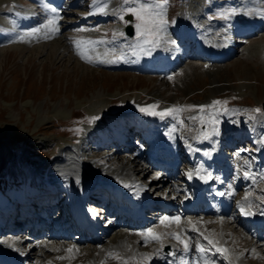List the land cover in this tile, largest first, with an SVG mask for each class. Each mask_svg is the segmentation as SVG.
Here are the masks:
<instances>
[{
	"label": "rangeland",
	"instance_id": "1",
	"mask_svg": "<svg viewBox=\"0 0 264 264\" xmlns=\"http://www.w3.org/2000/svg\"><path fill=\"white\" fill-rule=\"evenodd\" d=\"M11 1L19 8L35 9L41 22L26 30L21 29L22 31H18L19 33H15L16 35L11 33L8 38H0V202L21 203L23 195L20 197L14 195L21 194L24 188H30L31 195L34 196L30 200L26 199L24 207L33 210L34 216L26 209L22 212V209H18V204L14 206V211L12 209L13 204L10 205L8 216L0 215V232H2L0 242L9 239L11 235H15L18 239L21 236L29 235L33 231L29 232L30 223L38 218L43 223L42 226L41 223L37 225L41 228L39 231L31 233V236H34L39 232L35 236V243L55 242L64 245L70 243L73 238L80 239L81 235L78 232L74 234L73 230L71 231L65 225L68 221V217L66 218L67 209L61 207L54 211V207L51 206L50 208L53 210H48L47 219L46 211H43L45 203L43 205L41 203L45 200L48 204L46 199L48 193L43 195L36 193L35 187L42 185L33 181L34 174H38L42 167L46 165L58 166L63 159L71 161V165H84V169L91 173H98L106 178L112 177L116 182H132L137 185L139 190L146 187V192L151 195L150 199L156 201L158 198L160 203L165 205H169L173 198L176 199V201L171 202L172 205L165 206L171 208L169 212L163 213L157 210V206L153 204L144 213L148 222L143 221L140 226H132L126 214L117 216L118 211L113 208L115 204L111 202L110 194L106 188H99V185L96 184L92 188H86L84 191L86 194L89 192L90 194L87 196L86 203L88 205L85 208L95 210L96 215L101 213L99 216L103 219V225L101 224L97 230L98 239H96L100 240L97 241L98 246L96 243L86 242L92 239L86 234V241L81 238V241L77 242L80 248L107 247L112 242L120 241L123 233L130 239H134L138 236L136 233L161 226V217H175L181 207L182 198L186 196L182 180L188 167V158L184 156V143L180 141L182 131L186 133L211 131V139H213L214 132L212 130L215 128L216 135L226 142L223 147H229L233 142L232 148L223 150L227 156V164H231L235 168L242 162L246 163L256 178V183L251 188L255 195L251 198V205L255 207L259 204L260 199L258 197L264 196V180L260 179V176L264 175V159L259 155L256 142L264 138V121L260 118L264 116V113L262 111L256 113L253 109L260 108L264 102V60L262 64L258 62L264 56V44L252 42L264 39V25L250 38H236L238 44L236 43L235 54L233 53L225 61L200 63L205 70L215 72V81L208 75L198 77L193 73L192 67L199 66L194 58L198 50L195 46L190 47L189 43L181 41L176 30L183 18L188 22H195V25L205 21L207 25L196 27L195 34L190 31L189 34L210 42L211 37L208 35L214 33L215 30L223 29V20L229 24L242 22L241 17H239L238 22L235 17L238 11L243 8L244 0H168L166 14L169 21L168 27L162 34L158 47L145 46V48L151 49L150 52L135 47L136 20L134 16L127 14L125 15L127 23L121 21L118 17L122 7L119 8L117 17L101 16L97 22L94 19L95 13L89 14L93 0H62L61 5H59L61 9L59 12L66 11L69 16L61 15L62 18H59L56 25L59 26V34L56 35L49 30L40 29L39 32L29 36L27 33L31 32L32 29L41 28V25L47 22L43 16L44 11L38 4L39 1L45 0ZM110 1L113 4H122V0ZM250 1L258 6H264V0ZM195 6L204 9L205 13L201 15L198 8H194ZM123 7H127V5ZM5 8L6 1L0 0V32H4L9 25ZM231 10L237 14L229 19L220 16V13ZM75 20H80L81 23L78 26H69ZM220 20L222 21L220 22ZM127 24L133 27V37L128 39L117 36L114 39L113 33L122 32V28ZM261 24H264V18L261 19ZM81 28L87 30L77 31ZM78 39L104 40L106 42L87 46L86 55L90 56L93 61L88 63L77 54L74 41ZM49 43L58 45L57 47L62 48L64 52L66 51L67 55L54 54L50 56L51 54H48V50H46V45ZM247 43L252 44L248 46ZM11 44L13 48L2 53L1 49L10 47ZM42 47L45 48V51L39 53ZM89 49L94 53H89ZM155 50H167L170 57L175 51L181 62L169 69L163 62L152 63L151 57ZM107 51L114 56L115 63H121L122 60L127 67L116 70L108 69L101 63L97 64L94 55H104ZM137 58L149 60L151 64H147L145 68H140L136 66L135 60ZM190 72H192V77L188 74ZM98 94H104L106 100L99 104L90 105L88 100ZM110 95L111 97H109ZM123 96L127 99H123ZM213 101L226 103L213 105ZM152 104L158 106L155 109L157 112H165L172 108L191 110L165 115L163 118L139 111L141 107ZM201 108L204 109L203 112L200 111ZM92 117H98V119L91 121ZM138 117L162 120L163 124L158 128L160 129L158 132L171 135L174 144L177 146L176 155L185 158L177 173L171 174V170H167L169 165L167 168H158L147 163L146 153L147 146H149L147 143L155 141L156 137L153 135L152 125L139 126L136 124ZM193 117L197 119H193ZM199 117H203V124L198 119ZM212 121L215 123L213 124ZM105 123H110L106 129L105 126H102ZM120 124L123 127L127 126L124 128V132L130 131L129 137H126L127 145L120 147V152H118L115 141L117 128L121 127ZM237 128L241 130L240 137L246 139L240 140L239 144L235 142L237 139L235 136L237 130L235 129ZM105 132L108 133L104 135ZM103 139H113L112 145L109 144L107 148H101ZM214 141H216L215 138ZM14 160L22 161L24 168L13 173L10 171V164ZM3 161L6 165L1 168ZM131 161H134L135 165L131 164ZM125 164L128 167L131 166L132 173L123 169ZM144 168H148L146 173L142 172ZM16 174L18 177L14 180L11 179ZM157 174H159V178L163 179V186L155 179ZM227 175L224 182L225 186H233L238 190L237 195L241 194L243 188L238 182L237 175L232 171L228 172ZM97 183L100 184V180H97ZM157 185L162 186L161 191L157 190L153 193L156 190L154 187ZM48 186L51 190L57 187L63 189L56 181L51 182ZM52 192L56 207L64 198V194L61 189ZM160 194L161 196L158 197ZM1 203L0 205H2ZM17 210H20V213H17ZM107 212L108 214H105ZM62 213H64L63 217H61ZM17 216H21L22 219ZM14 217L29 223V227L26 226L27 229L25 227L12 229L10 222H13ZM26 218H29L28 221ZM226 219L229 221V229L237 235L234 248L238 251L246 250L244 261L250 264H262L259 261L253 262L248 255L249 249L260 243L259 239H251L249 246L246 245L245 239H242L244 238L243 233L251 230V234L254 232L253 229L246 227V230L239 224L238 213H228ZM233 220H236V223L232 224ZM238 225L239 227H237ZM4 227L14 230V233L5 234ZM102 230L104 232L99 237ZM241 230H245V232L243 231L241 234ZM261 234L264 236V229ZM255 235L259 234L255 232ZM59 236L60 238H58ZM200 238L198 235H193L191 241L204 249L203 253L211 258V262L226 264L224 257L213 254V250H208L207 244L203 243V239ZM261 242L264 243L263 240ZM152 244L153 242L147 245L144 241L139 242L137 248L139 251H148ZM29 246L30 242H24L20 246V251L26 253ZM63 247L52 255V252L37 246L31 252L32 255L26 264H45L47 259L51 257H57L58 263H65L64 259H58V257L66 254ZM115 252L121 256L119 251ZM87 255H91V253L89 252ZM87 255L82 253L78 258L70 260L68 263L87 264ZM202 255V253L193 250L190 253L191 264H198L197 258ZM262 256L264 258V252H262ZM154 260L156 261L153 264H164L160 254ZM101 262L103 264H120L119 260L108 256Z\"/></svg>",
	"mask_w": 264,
	"mask_h": 264
},
{
	"label": "bare ground",
	"instance_id": "2",
	"mask_svg": "<svg viewBox=\"0 0 264 264\" xmlns=\"http://www.w3.org/2000/svg\"><path fill=\"white\" fill-rule=\"evenodd\" d=\"M4 1H6L5 15L7 16V20L9 21V25L5 29L4 32H0V38H8L11 33H14V34L19 33L18 31H22L21 29L26 30L27 28H30L34 24H38L39 22H41V19H40V17H38V15H37L38 13L36 12L35 9H33V8H30V9L19 8V6L14 5V3H12L11 0H4ZM61 2H62V0H45V1H39L38 2V4L40 5L39 7H42V9L44 11L43 16L45 17V19L48 20L49 18H52L54 15L53 13L46 12L44 10L43 5H45V4L51 8H55L56 9L55 15H57L59 18H62L61 15L69 16V14L66 11L65 12H59V9H60L59 5H61ZM104 2H105V0H98V3L96 5H93V2L91 3L92 5H90L91 6L90 11L95 13L94 19L99 20V18L101 16H105L107 18H115L119 14V8L124 6L122 4H113L110 0H106L108 7H107L105 13L101 14V13L97 12V8L102 6ZM194 8H198V7L195 6ZM256 9L264 10V6H262V5L258 6V5H256V3H254L250 0H244L243 1V8L238 11L237 16L235 17L237 22L240 19L239 17H241L242 22L240 24L235 23L233 25L236 28V31L238 32V34H233L232 27L230 28V24L226 20H223V21L220 20V22L222 21V23H223L222 25L224 26V28L220 29V30H215L214 33L213 32L211 33L210 31H208L211 33L209 35L207 34L208 37H211V41L207 42V41L202 39V47H204L206 49L213 50L214 54H218L219 52H221L223 50H227V51L230 50L231 51L230 55H228L227 58H224L223 61L228 59L231 55H233L235 47L238 44L236 38H238V37L243 38V39H245L246 37L250 38L259 29L263 28L264 24H261L262 18L259 15L255 14L254 10H256ZM249 10H253V14L245 15V12H247ZM198 11L201 15H203L205 13L204 9L198 8ZM58 22H59V19H58ZM80 23H81L80 20H75L73 23L69 24V26H71V27L78 26ZM194 23L191 21L188 22L187 20H185L183 18L179 24L178 29L176 28V30L178 33H182V34L186 35V33L189 31L191 33H194L196 27H202V26L207 25V22H205V21H203L201 23L199 22L196 25ZM57 27L59 28V26H57ZM40 29H45V28L41 27ZM59 32H60V29L58 32H54V33L56 35H58ZM252 43L262 45V44H264V39H260L259 41H254ZM252 43H247V45L250 46ZM16 46H18V45H16ZM46 46H47L46 50H48V54L49 53L51 54L50 56H52L54 54H56V55L66 54L67 55L66 51L64 52V50L62 48L57 47L58 45H54L53 43H49ZM11 48H13L12 44L10 47L2 48L1 51L3 53V51H5L7 49H11ZM44 51H45V48L42 47L39 53L44 52ZM168 52L169 51H167V50H164V51L155 50L152 53V57H151L152 63H154L155 61H160V62L162 61L168 69L171 67H175L179 63L178 62L177 64H175V62L178 60V57H176L177 54L174 53L175 52L174 51L172 57H170ZM89 53L93 54L94 51L91 52V49H89ZM107 53H108V51H107ZM94 56L96 58L95 62L97 64L100 63V62H98L99 60L114 61L113 60L114 56L110 53H108L107 56H105L103 54H101V55L98 54V55H94ZM194 58H195L196 63L197 64L199 63L200 67L197 65L193 66L192 67L194 69L193 73L196 74V76H198V77L208 75L215 81V72L214 71L210 72L208 70H205L203 68L204 66L202 67V65L200 63H202V64L207 63V62H217L218 63V60L206 59L201 54L195 55ZM263 60H264V56H262L260 58V60L258 61L259 64H262ZM135 62L137 64L136 66H138L140 68H145V66L150 63L149 60L148 61L146 59L141 60L138 58L135 60ZM101 64H103L104 67H107L108 69L109 68L110 69H121V68L127 67L122 60H121V63L105 62V63H101ZM207 68H210V67H207ZM188 74H189V76L192 77V72H190ZM242 82L244 83L245 81H242ZM109 97H111V95ZM109 97H107V98H109ZM104 98H105L104 94H98L96 97L94 96V97H92L91 100H88V101H89L90 105L91 104H97V103L99 104L100 102H103L106 100V98L105 99ZM123 99H127V98H125L123 96ZM134 117H136V116H134ZM260 118L262 121H264V116H261ZM136 124H139V126H143V125L147 126L149 124L152 125L153 135L156 137V139H155V141L147 143V145H149V146L146 145L148 147L146 155L167 161L165 163V165H163V166L159 165V167L167 168L169 165L170 167H168L167 170H171L170 173L175 174L180 170L179 168L182 164V161H183V159H185L184 156L188 158V167H187L186 172H184L185 174L183 175L184 180H182L184 184H185V182L189 181V177L187 175V173L189 171L195 172V170L199 168L202 170L199 174L201 176H203L207 173H211V179H209L207 182H205L204 180H201V182L196 185L197 191H195L194 195H192V194L186 195L182 199L181 207H180L179 211L177 212V215H175V217L179 216L181 218L179 225L170 224L167 227L161 225V226H158V227L153 229L156 233H172V232H175V233L180 234L182 239L187 238V242L189 244V251L187 253L184 251L183 245L177 243V241L175 239H173L171 237V235L162 237V245H163L162 247H161V243H157L156 241H152L153 244L149 247L148 251H142V250L139 251L138 250L137 245L139 244V242H143V239L140 236H137L134 239H130L124 233L122 234L123 236L120 237V239H121L120 241H116V243L112 242L111 245L107 246V247L97 248V246H98L97 241H100V240H97L98 239V236H97V233H98L97 230L98 229L94 232L95 234L93 236H91L92 239L87 240V241H86V237H85L86 233L83 232V230H82V231L78 232L81 235L80 239L73 238L71 240V242L68 244L60 245V244L55 243V242L35 243V236L39 232L34 234V236H31V233L33 231L37 232L41 229L37 226L39 223H35V222L30 223V224H33V231L29 235L21 236V238H19V239L15 235H13V236L11 235V237L9 239H5L4 241L0 242V249L9 253V254H16L17 256L21 257V260L23 263L28 260L30 255H32L31 252L37 246L45 248L48 252H52V255L56 254V252H58L56 249H59V251H60L61 248L64 246L63 248H65V249L70 248V247L74 248L73 253L69 254L66 252V254L64 255V257H69V258L64 259L65 263H60V262L58 263L57 257H51V258L47 259L45 264H69L68 261L75 260L82 253H85L87 255L89 252L91 253V255H87L88 256V263L87 264H100L101 261L106 259L107 253L110 251L111 252L119 251L121 253L122 258H124V259H131L135 255L136 260H139V258L142 255L148 254L149 256H151V259L148 262H146L145 264H153V262L156 261V260H154V258H156V256L158 254H160L162 256V260H163L164 264H190L189 263V258L191 257L190 253H192L193 250L196 251V245H197V244H194L193 241H191V237L193 235H198L199 237L204 239V236L200 235V233L203 232L205 235H207L208 233H213L214 239L220 240L221 245H224V247H227L228 249H230L229 255L239 256L240 253H243V257H241L239 260H235V259L230 260V259L226 258V256L217 252L216 249L212 245H209L208 241L205 239V242L210 247H212L211 249L213 250V252L216 255L224 257L223 259H225L226 264H250L249 262L244 261V253L246 252V250L243 249L241 251H238L234 248V246H235L234 243L236 241L237 235H235L233 230L229 229V226H228L229 221L226 219V216L228 215V213H230V214L238 213V218L240 219L239 224H241L244 227V229H246V227H248V228L251 227L254 231L253 233L250 234V230L246 231L247 233L245 232V230H241V234L243 233V231L245 232V233H243L244 238H242V239H245V242H247V244L246 243L245 244L249 246L250 240L253 238L259 239L258 241L260 242V243H258L257 246L255 245V246L251 247V249H249V252H248L249 259L251 258L253 262L259 261V262H262V264H264V258L262 256V252H264V243L261 242V240L264 241V236L261 234V232H262L261 230L264 229V214H261L262 210H264V203L260 202L257 206L252 207V210L256 214L263 216V223H262L263 228L260 230H255V225H260V222L253 221L252 216L242 215L240 208L238 206L236 207V204L238 201H240L241 203H244V204L250 203V199L255 197L253 189L251 190L250 185L255 184L256 181H253L252 179H246L244 177L245 171L249 172L253 176V174L250 172L249 168L246 166V163L242 162L241 165L234 168L231 166V164L230 165L227 164V156L223 155V153H222L223 150H225V149L228 150V149L232 148L231 144L233 142L229 145V147H223L226 142L222 141V138L217 136L216 133L213 134V139H211V135H212L211 131L197 132V133H188V132L186 133V132L182 131L181 136H180V139H181L180 141H181V143H184L185 145L183 147L184 156L180 157V156L176 155V149H177L176 147L177 146L174 144L172 136L169 134H166V133H159L158 132V130H160L158 128H160L163 124L161 119H156V118L147 119L144 117H138V118H136ZM102 126H105V129H106L110 126V123H105ZM120 126H121V124H120ZM126 127H127L126 125H125V127H123V125H122L121 127H118L117 130L119 131V129L126 128ZM99 129H98V131H100ZM235 130H237V133H238V134L237 133L235 134V136H237V139L235 140V142H237L236 144H239L240 140H246L245 138L240 137L241 136L240 128H237ZM129 131L130 130H126L124 135L129 137L128 136ZM106 133H108V132H105L104 135H106ZM203 133L207 134V137H208L207 139H205L203 137V135H202ZM151 134H152V132H151ZM232 136L234 137V135H232ZM214 138L216 139V141H214ZM112 142H113V139H110L109 141L105 142L104 144H101L100 147L101 148H107V146L109 144H110V146L112 145ZM189 142H190V144H189ZM256 146L259 150L258 151L259 155L264 159V138L260 139L258 142H256ZM120 147H123V145L117 144L116 150L118 152H120ZM161 156H163V157H161ZM214 160H216L218 162V164H219V162H221V164L219 166L215 165L213 163ZM70 162L71 161H69L68 159L67 160L63 159L61 161V163H59L58 166L46 165L47 167L46 166L42 167V169L38 172V174H34V176H33V181L42 185V186H38L39 187L38 193L42 194V195L44 193L45 194L48 193V195L46 196V197H48V198H46L48 200L47 201L48 204H46L45 200H43L41 203L42 205L45 203L43 211L44 212L46 211L47 219H48V215H47L48 210L54 209V211H56V210H59V208H61V207L64 208V207L68 206L70 209V212L68 213L69 214L68 215V221L65 225H67L69 227V225H71L72 222L78 223V222H76L78 220H82V223H78L79 225H82L84 223V220H86L88 218V215L80 208V206L78 204H80L81 201L82 202L84 201V203H86L87 196H88V194H90V192L88 194H86V192L84 190H86V188H88V187L92 188L96 184V185H99V188L104 187L109 191L110 194L116 195L117 199L120 198V196H122L123 194H128L130 196V200L127 201V203L129 204L128 210L130 211V214L127 215V217L129 218L132 226L133 225L140 226V224L143 221L148 222V219L146 220L145 219L146 217H144V213L141 212L142 211L141 207H142V204H144L143 203L144 200H148L150 203L149 205L146 206V208L151 207L154 203H152V200L150 199L151 195L149 194V192L144 193L145 191H147L146 187L142 190H139V188H137V185H134L132 182H129V183L118 182V181L116 182L115 179H113L112 177H107V178L102 177L98 173H91V172H89V170L84 169V167H85L84 165H78V164L77 165H71L72 163H70ZM1 163H2L1 168H4L6 164H4V161ZM85 164H88V163L85 162ZM127 164L123 165V169H125V171H127L129 173H132V170H130L131 166L128 167ZM131 164H134V161H131ZM23 168H24L23 162L20 160H14V161H12V164H10V171H12L13 173L17 172L19 170H22ZM146 169H148V168L142 169V172L146 173L147 172ZM230 171L234 172L238 176V179L240 182L239 184L242 185V188H243L242 189L243 191L241 194L237 195L238 190H236V188H234L233 186H230V187L225 186V183L218 186L219 183L222 182V180L227 176V173ZM158 178L156 177L155 179L157 180V182L159 184L161 183V185H162L163 179H161V178L158 179ZM97 180H100V184L97 183ZM55 181L58 182V184L60 186H62L63 189L57 187L54 190H60L61 189L63 191V194L65 193L64 200H62L56 207H55L56 203H54V198H52L53 197L52 191H54V190H51V188L49 189V186H48L51 182H55ZM43 185L47 186L48 188L44 187ZM125 185H129V187H125ZM161 185L155 186L154 188L156 190L153 191V193L156 192L157 190L161 191V188L163 186V185L162 186ZM80 189H81V192H80ZM88 190H90V189H88ZM220 193H225V195L222 196V195H220ZM227 193H233V195H232V197H234L233 200H231L229 198V195H227ZM200 194L202 196H200ZM246 194L249 197L247 202H245L243 199ZM162 195H163V193H162ZM159 196H161V194L158 195V197ZM32 197H29L26 199L30 200ZM202 197L207 198V199H210V198L212 199L213 203H215V209H216L215 212L207 210L201 204ZM173 200L176 201V199H174V198H173ZM171 202L169 203V205L168 204L167 205L168 206L172 205ZM61 203H63V204L61 205ZM1 204L2 205H0V209H2L5 206L10 208V205L20 204V203L10 202V203H1ZM90 204H92V203H90ZM13 205H12V209H13ZM167 205H165L164 203L160 204L159 207L157 206L158 210L162 211L163 213L169 212L171 210V208L169 209V208L165 207ZM46 206H48V207H46ZM51 206L54 208L51 209L50 208ZM233 211H235V212H233ZM37 212H39V211H37ZM31 214L33 215V213H31ZM63 214L64 213H62L61 217H63ZM105 214H108V212ZM118 215H121L120 210L117 213V216ZM180 215H183V216H180ZM141 216H142V220L140 222H137L136 218L141 217ZM28 219L29 218H26L27 221H28ZM189 220L193 221L194 223L196 221H200V224L196 225V227L198 229L197 231H192V225H190L188 223ZM20 221H22L21 223L23 224L24 220L19 219L16 222L19 223ZM234 222L236 223V220H233L232 224ZM40 225L42 226V223ZM100 225H101V223H100ZM25 226L28 227L29 223H25ZM35 227H37V228L35 229ZM237 227H239V225ZM11 228L13 229V226H11ZM3 229L5 231V234L10 235V234L14 233L13 232L14 230H10L9 228L4 227ZM69 229L72 231L75 228L69 227ZM102 232H104V231L103 230L100 231L99 237L102 236L101 235ZM255 232H257V234H259V235L256 236ZM0 235L2 236V232H0ZM260 237H261V239H260ZM50 238H52V237H50ZM58 238H60V236ZM81 238L83 239V241L90 242V243L92 242V244L96 243L97 246L94 247V246L88 245L89 247H81L80 248V245H78L79 243L77 244V242H80ZM12 241H15V243L10 247L9 244ZM74 241L76 244L74 243ZM238 241H239V239H238ZM24 242L25 243L30 242L29 249L27 250L26 253H23L20 251V246H22V244ZM253 249L255 250V252H253ZM196 252H198V251H196ZM200 253H202L203 255L199 256L197 258V261H199L198 264H204L205 261H207L208 264H217L216 262H211V258L208 255L204 254L203 252H200ZM179 258H180V262L178 261ZM186 261H187V263H186ZM132 264H135V261H132Z\"/></svg>",
	"mask_w": 264,
	"mask_h": 264
},
{
	"label": "snow or ice",
	"instance_id": "3",
	"mask_svg": "<svg viewBox=\"0 0 264 264\" xmlns=\"http://www.w3.org/2000/svg\"><path fill=\"white\" fill-rule=\"evenodd\" d=\"M98 3V0H93V5H96ZM122 5H127V7H122L120 9V14H119V19L121 21H125V15L127 14H131L132 16L135 17L136 23H135V33H136V45L135 47L140 48L143 51H148L150 52L151 49H147L145 48L146 45H151L152 48L158 47L162 38V34L166 31L167 27H168V19L166 18V14H167V8H168V0H122ZM108 7V4L105 0V2L103 3L102 6L97 8V12L103 14L105 13L106 9ZM43 8L46 12H51L53 13V17L49 18L47 20L46 23L42 24L41 27L45 28L51 32H58L59 28L56 26L59 17L57 15H55L56 13V9L55 8H51L48 5H43ZM256 15H259L261 18H264V10L261 9H256L254 10ZM94 14V13H89ZM237 13L234 10L231 11H226V12H222L220 13V16L224 19H229L232 16H235ZM253 14V10H249L247 12H245V15H251ZM125 23H127V21H125ZM174 23V21H173ZM87 29L81 28L78 29L77 31L83 32L86 31ZM40 31V28H34L32 29L31 32L27 33V35L31 36L37 32ZM123 32H114L113 33V38L115 39L117 36H123ZM106 41L104 40H99V41H93V40H83V39H78L76 41H74L76 48H77V54L80 56L81 59L86 60V62L88 63H92V58L88 55H86L87 52V46L88 45H95V44H99V43H105ZM94 50V49H93ZM105 56L108 55V53L104 54ZM117 59H119V57H117ZM98 62L100 63H105V62H112L114 63L115 61H103V60H99ZM169 79H171V77H169ZM222 103H226V102H222V101H213V105H221ZM158 106L156 104H152L149 105L147 107H141L139 109V111L147 114V115H158L161 118H163L165 115H171L173 113H179L185 110H191V109H184V108H172V109H167L165 112H157L155 111V109ZM201 112L204 111L203 108L200 109ZM254 112L256 113H261V109L260 108H256L253 109ZM96 119H98V117H92L91 121H95ZM193 119H197L196 117H193ZM201 123H204V119L203 117H199L198 118ZM90 121V122H91ZM212 123L214 124L215 122L212 121ZM214 133L216 132V129L213 128L212 130ZM203 137L205 139H207V134L203 133L202 134ZM202 170L201 169H196L195 172L189 171L187 173L189 178H192L193 175H196L197 178L204 180L205 182H207L209 179H211V173H207L203 176L199 175L200 172ZM159 177V174H157V178ZM244 177L246 179H252L253 181H255V177L252 176L249 172L245 171L244 173ZM261 180H264V175L260 176ZM125 187H129V185H125ZM220 195H225V193H220ZM227 195L231 196L233 195V193H227ZM244 201L247 202L249 197L246 194L244 196ZM258 199H260L261 203H264V196L258 197ZM238 207L240 208L241 214L245 215V216H251V215H255V213L252 211V205L250 203L248 204H244L241 203L240 201L237 202ZM92 211V215L95 216V210H91ZM264 214V210H262V213ZM180 217L176 216V217H169V216H163L160 219V224L167 227L170 224H180ZM188 223L190 225H192V231H197V224H200V221H196L195 223L191 220L188 221ZM136 235L140 236L145 245H147L148 243L152 242V241H156L157 243H161V247L162 245V237L171 235V237L173 239H175L177 241V243L182 244L184 247V251L187 253L189 251V244L187 242V238L182 239L180 234L172 232V233H156L152 228L146 229L143 232H139L136 233ZM200 235L204 236V239H206L208 241L209 245H212L217 252H219L220 254L226 256V258L232 260H239L241 257H243V253H240L239 256H232L229 255L230 253V249H228L227 247H224L221 245L220 240L218 239H214L213 233H208L207 235H205L203 232L200 233ZM15 243V241H12L9 246L11 247L13 244ZM57 251H59V249H56ZM65 251L69 254L73 253L74 248L70 247L65 249ZM196 251L198 252H203L204 249L200 247V245H196ZM253 252H255V250L253 249ZM108 257H111L113 259H117L120 261V264H132V261H135V264H144V262L149 261L151 259V256H149L148 254H144L142 255L139 260H136L135 255L131 258V259H124L120 256L119 253L117 252H108L107 253ZM69 257H58V259H66ZM101 264H103V262H101ZM204 264H208L207 261L204 262Z\"/></svg>",
	"mask_w": 264,
	"mask_h": 264
},
{
	"label": "water",
	"instance_id": "4",
	"mask_svg": "<svg viewBox=\"0 0 264 264\" xmlns=\"http://www.w3.org/2000/svg\"><path fill=\"white\" fill-rule=\"evenodd\" d=\"M124 34H125L126 36H131V35H132V29H131L130 26H126V27L124 28ZM261 110H262V112L264 113V102L261 104Z\"/></svg>",
	"mask_w": 264,
	"mask_h": 264
}]
</instances>
